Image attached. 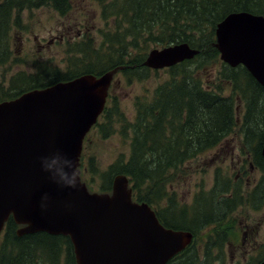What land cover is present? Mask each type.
I'll return each instance as SVG.
<instances>
[{
    "label": "trees",
    "instance_id": "16d2710c",
    "mask_svg": "<svg viewBox=\"0 0 264 264\" xmlns=\"http://www.w3.org/2000/svg\"><path fill=\"white\" fill-rule=\"evenodd\" d=\"M98 1L103 4L105 17L113 16L119 23L123 21L129 24L127 34L131 33L135 47H138L141 41L146 43L154 40L157 46L187 42L192 47L200 49V53L195 58L170 67L173 77L160 82L150 98L146 95L135 98L136 118L125 129H130L132 133L130 155L127 158H120L119 162L110 167L111 171L108 173L112 177L126 174L132 182L134 199L148 203L166 227L192 232V242L167 264H208L209 253L206 249L211 248L212 240L225 238L226 234L220 228L227 229L224 225L230 224L231 218L227 216L235 207L238 195L224 198L221 203L227 209L221 210V208L220 211L216 204L220 198L216 193L217 188H212L208 195H203L202 199L196 198L195 203L189 205L177 200L176 195L170 192V184L186 173L184 169L188 167V163L196 159L199 154L215 148L225 137L234 132L238 120L242 121L237 116L234 106L236 95L245 98L246 102V113L242 121L246 144L253 152L255 163L264 169V158L261 156L264 129L253 135L254 130L251 126L260 119L258 116L256 120L252 117L259 100L257 97L261 91H264L263 87H260L258 81L245 67L224 65L223 78L233 84V92L224 96L223 86L208 85L205 88L200 70L204 65L217 61L220 54L214 45L217 23L231 12L249 11L264 15V0ZM44 5H52L57 11L66 13L71 7V0H3L0 4V36L5 37L9 32L14 13L18 14L24 9ZM155 27L156 31H154ZM205 30H209V33L204 34ZM143 33H146L147 37H144ZM117 38L120 41L123 39L120 34ZM144 52L131 55L121 51L111 68L122 67L119 68V72L125 74L128 71L135 74L143 73L150 69L143 64L149 53L147 49ZM198 57L204 59L199 61L200 66L191 70L188 66ZM5 61L6 58H0V64ZM240 74L245 75L250 93L245 86L238 84L237 77H240ZM75 76L54 75L49 80L46 74H41L39 78L28 79L30 85L24 89L0 95V102L16 98L25 91L47 87ZM109 107L108 99L100 116L103 121L112 119V110ZM100 118L94 127L100 128L104 125ZM81 163H84L83 157ZM112 182L113 180L104 182L100 190L109 191L112 189ZM163 202L166 204L163 205ZM209 206L215 207L210 209ZM209 225L213 227L208 232V240L204 241L200 232ZM19 227L11 216L0 243V264H25L22 257L29 256L39 248L42 249L43 254L46 250L49 256L51 254L56 258L67 250L69 263L66 264H76L75 252L69 236L51 235L46 232L19 236L17 233ZM58 242L63 243L64 247H57ZM198 244L205 248L202 259L199 257ZM263 261L264 255L256 264H261Z\"/></svg>",
    "mask_w": 264,
    "mask_h": 264
},
{
    "label": "water",
    "instance_id": "95a60500",
    "mask_svg": "<svg viewBox=\"0 0 264 264\" xmlns=\"http://www.w3.org/2000/svg\"><path fill=\"white\" fill-rule=\"evenodd\" d=\"M215 33L220 58L245 66L264 86V15L231 12ZM199 53L181 42L150 50L143 64L162 69ZM117 71L81 75L0 102V234L12 216L22 225L19 236H69L76 264H167L192 242V232L166 227L148 203L133 199L126 174L115 176L111 192L91 191L82 180L84 139L105 109ZM57 153L73 162L76 188L53 182L43 170L42 160Z\"/></svg>",
    "mask_w": 264,
    "mask_h": 264
},
{
    "label": "rangeland",
    "instance_id": "374dc122",
    "mask_svg": "<svg viewBox=\"0 0 264 264\" xmlns=\"http://www.w3.org/2000/svg\"><path fill=\"white\" fill-rule=\"evenodd\" d=\"M102 8L103 4L98 0H71V7L66 13L57 11L52 5L14 13L9 32L5 37L0 36V58H6L0 64V95L24 89L30 85L28 79L39 78L41 74H46L49 80L54 75H76L74 78L85 74L100 76L112 70L111 65L121 51L139 55L146 49L148 53L154 48L164 47L157 46L154 40L141 41L135 47L131 33L127 34L129 24L119 23L113 16L105 17ZM208 33L209 30L204 31V34ZM118 34L123 37L121 41L117 38ZM143 34L147 37L146 33ZM203 59L198 57L188 67L192 70L200 66L199 61ZM224 65L228 64L222 61L219 54L217 61L204 65L200 70L205 88L208 85L223 86V95L228 96L233 92V84L223 78ZM172 77L170 67L150 68L138 74L131 71L113 74L109 88L111 97L108 98L112 119L103 121L100 118L104 125L94 127L83 146L81 173L91 187L89 189L101 191L103 183L114 180L116 176L108 173L110 167L120 158L130 155L132 133L130 129H125L136 118L135 98L142 95L150 98L160 82ZM237 82L250 93L245 75L240 74ZM235 97L236 114L243 121L245 98ZM258 97L252 118L256 120L258 116L260 119L251 125L253 135L264 129V92H260ZM242 121L238 120L234 132L221 144L202 152L188 163L184 169L186 173L170 184V192L176 195L177 200L189 205H193L196 198L208 195L212 188H217L220 198L215 203L219 210L227 209L221 203L224 198L238 195L235 207L227 216L231 218L230 224L224 225L227 229L220 228L226 234L225 238L212 240L211 248L208 244V264H256L264 255V169L255 163L253 152L246 144ZM212 227H204L200 232L204 241L208 240ZM57 247L63 248L64 244L58 242ZM198 247L202 259L205 248L199 244ZM66 252L56 258L51 254L50 257L46 250L43 254L39 248L22 259L25 264H66L69 263Z\"/></svg>",
    "mask_w": 264,
    "mask_h": 264
},
{
    "label": "clouds",
    "instance_id": "9594fccd",
    "mask_svg": "<svg viewBox=\"0 0 264 264\" xmlns=\"http://www.w3.org/2000/svg\"><path fill=\"white\" fill-rule=\"evenodd\" d=\"M42 167L44 171L50 173L53 182L63 187H77L78 174L73 162L61 156L59 153L49 158H44L42 160Z\"/></svg>",
    "mask_w": 264,
    "mask_h": 264
},
{
    "label": "flooded vegetation",
    "instance_id": "af4514ba",
    "mask_svg": "<svg viewBox=\"0 0 264 264\" xmlns=\"http://www.w3.org/2000/svg\"><path fill=\"white\" fill-rule=\"evenodd\" d=\"M3 2V0H0V4ZM257 83H259V82H257ZM259 85H260V87L262 88L263 87V89H264V86L262 85V84H260L259 83ZM262 93L264 92V91H261ZM259 98V97H258ZM261 156L264 158V156H263V154H262V150H261ZM23 235H25V234H23ZM23 235H21V236H23Z\"/></svg>",
    "mask_w": 264,
    "mask_h": 264
}]
</instances>
